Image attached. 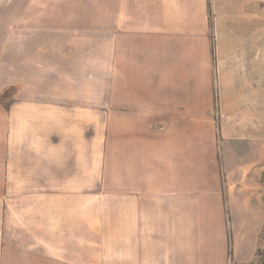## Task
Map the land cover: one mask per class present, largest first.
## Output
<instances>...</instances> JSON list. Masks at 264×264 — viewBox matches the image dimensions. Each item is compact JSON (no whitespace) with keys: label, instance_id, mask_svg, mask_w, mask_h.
I'll list each match as a JSON object with an SVG mask.
<instances>
[{"label":"crops","instance_id":"crops-1","mask_svg":"<svg viewBox=\"0 0 264 264\" xmlns=\"http://www.w3.org/2000/svg\"><path fill=\"white\" fill-rule=\"evenodd\" d=\"M95 3L118 32L109 98L102 63L98 92L87 61L80 78L69 61L53 65L33 99L21 66L5 78L15 92L0 105V264H91L92 178L118 264H256L264 0Z\"/></svg>","mask_w":264,"mask_h":264},{"label":"rangeland","instance_id":"rangeland-1","mask_svg":"<svg viewBox=\"0 0 264 264\" xmlns=\"http://www.w3.org/2000/svg\"><path fill=\"white\" fill-rule=\"evenodd\" d=\"M97 1L85 0V5L73 6L67 3L68 0H0V105H8L10 94L15 92L14 85L5 84L8 72L13 75L15 71L17 76L18 66H21L26 92L31 93L33 99V93L39 90L40 78H50L52 66L59 63L67 67V61L74 66L71 69L73 75L79 78L84 76L83 63H90L91 83L96 84L91 85L92 92H98V80L94 75L102 63L105 66L102 78L106 80L102 89L106 88L103 92L109 98L116 72L118 32L114 31L116 22L114 14L108 11L110 6L95 3ZM5 69L7 75H4ZM45 91L49 92V89ZM105 199L104 191L92 178L91 264H118V243L105 244L107 231L112 233L113 242L118 241V229L101 228L100 213L97 212ZM59 249L60 254H66L73 251V246L60 244ZM71 263L74 262H59ZM256 264H264V250Z\"/></svg>","mask_w":264,"mask_h":264}]
</instances>
